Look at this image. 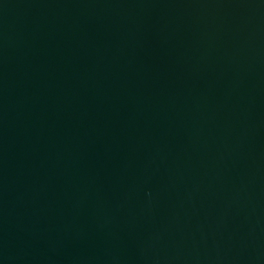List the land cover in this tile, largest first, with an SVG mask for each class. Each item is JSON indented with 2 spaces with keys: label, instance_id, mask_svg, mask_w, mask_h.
<instances>
[{
  "label": "water",
  "instance_id": "water-1",
  "mask_svg": "<svg viewBox=\"0 0 264 264\" xmlns=\"http://www.w3.org/2000/svg\"><path fill=\"white\" fill-rule=\"evenodd\" d=\"M0 264H264V0H0Z\"/></svg>",
  "mask_w": 264,
  "mask_h": 264
}]
</instances>
